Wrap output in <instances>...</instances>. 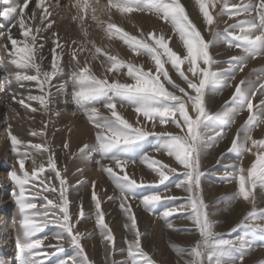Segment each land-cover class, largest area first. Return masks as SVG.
Returning <instances> with one entry per match:
<instances>
[{
    "label": "snow or ice",
    "instance_id": "obj_1",
    "mask_svg": "<svg viewBox=\"0 0 264 264\" xmlns=\"http://www.w3.org/2000/svg\"><path fill=\"white\" fill-rule=\"evenodd\" d=\"M29 3L30 0H0V4L4 5L0 17L14 20L21 37L15 38L11 28L6 33H0L10 42V47L9 43L0 45L6 54L0 58V70L4 72L0 78V91L11 93V99L32 114L40 111L58 117L59 110L53 107L54 98L66 96L69 85L72 86V99L95 130V142L84 144L72 156L88 161L94 158V154H99L101 161L111 162L106 165L97 161L118 190V196H107V200L120 201L119 208L127 221L123 227L133 235L132 239L125 238L126 247H117L114 232L105 221L97 181H91L95 225L110 264H157L142 245L145 234L138 227L137 216L129 201L136 198L137 189L164 184L178 172V168L145 153L141 162L158 176V180L146 183L130 175L127 170L132 162L129 153L150 137L162 141L154 151L166 153L179 166L184 179L176 187L188 194L185 204L166 208L159 214L160 218L169 229L176 230L170 218L179 213L199 233V239L191 247L171 245L180 261L183 264H245V256L251 251L256 234L264 239V208H258L256 203V190L259 189L264 195V136L256 138L253 135L257 128L264 125V68L252 69L251 74L256 75L255 82L245 77L236 83L230 99L217 113L208 111L205 97L209 92L231 86L224 77V71L214 67L221 63L211 51L216 45L224 44L240 50L241 55L231 56L226 61L234 72H244L250 60L258 57L264 59V0H195L211 39H206L204 32L190 18L182 0H143V3L141 0H107L104 9L92 6L90 0H75V3L69 0L75 9L71 19L81 25L85 38L88 33L83 25L88 18L103 30L109 40L116 38L122 41L133 55L148 58L151 66L146 68L144 64L121 59L97 46L94 41L85 44L73 40L71 43L76 47L70 52L67 71L63 59L68 54V44L52 31L56 23L50 19L53 12L45 0H35V9L29 15L26 11ZM59 6L60 0H57L56 7ZM36 9L40 10L39 24L33 27L30 22L37 19ZM98 11L106 15L109 21L114 12L121 16L150 13L171 26L183 51L169 46L173 35L155 29L146 34L141 31L139 35H133L116 23L100 19ZM222 16L234 22H225L226 26L221 32L219 18ZM48 32H51L52 47L46 53ZM80 54H90L92 61L103 57L100 66L104 68V73L96 74L88 59L81 61ZM48 55L51 58L50 68L46 70L43 64ZM9 65L14 66V71H9ZM124 69L126 80L130 82H122L118 78ZM170 70L186 87L176 83ZM62 76L67 78L54 83ZM232 79L235 80V76ZM31 82L35 83L40 94L33 95L29 90L25 97L12 91L13 83L24 88L26 83ZM258 93L261 98L254 103ZM31 102H37L39 108L33 107ZM118 103L121 107L124 104L133 107L135 123L121 114ZM97 104H102L108 114L102 113ZM245 111L247 118L237 128L227 149L228 152L237 153L240 159L230 165L232 171H225L223 179L237 183L232 200L247 202L250 210L230 229L232 233L243 229V234L235 239H227L223 233L216 231L218 222L212 219L213 214L209 211L211 205L205 202L202 194L201 181L205 173L202 171L201 155L208 146L223 139L224 128L234 125L236 117ZM50 124L51 120L42 121V127L29 130L30 137L40 138L43 143H34L33 139L25 141L13 132L11 123L7 125V139L11 151L16 155V164L8 176L14 185L12 196L19 216L15 237L20 253L19 264H44L42 257L47 255L42 251L44 239L37 238V234L49 225L59 229L55 234L57 243L49 247L62 253L67 239V246L75 250V255L61 260L60 264H95L82 243L85 239H91L92 234L77 229V224L90 216L86 214L82 201L77 213L70 211L69 193L73 185L68 181L67 168L58 167L55 152L47 143ZM158 125H173L177 131L157 132L155 129ZM62 147L68 150L69 142L66 140ZM45 154L46 163H38L36 157ZM248 154L254 158L250 166L245 167L243 157ZM29 161L31 171L26 168ZM77 173L82 174V169H77ZM76 183L81 185L86 181L77 180ZM50 196L56 199H50ZM170 199L176 197L151 192L143 195L140 202L146 211L155 214L157 206L163 200ZM117 254L124 258L116 260ZM0 264L4 262L0 261ZM258 264H264V260L258 261Z\"/></svg>",
    "mask_w": 264,
    "mask_h": 264
},
{
    "label": "rangeland",
    "instance_id": "obj_2",
    "mask_svg": "<svg viewBox=\"0 0 264 264\" xmlns=\"http://www.w3.org/2000/svg\"><path fill=\"white\" fill-rule=\"evenodd\" d=\"M66 1L68 2V0ZM141 2L143 3V0H141ZM182 2L185 4L186 9L189 12L190 18H192L202 32H204L205 38L211 39L202 23V17L199 14L195 0H182ZM231 2H238V0H231ZM56 3L57 0H45V4L48 5L53 12V16L50 17V19L54 17L53 19L56 21L53 28L61 25V16H64L63 14L66 12L65 9H67L63 1L61 2L60 0V9L56 7ZM68 4L71 6L69 2ZM2 7H0V10H2ZM34 9L35 8L31 9V7H28L26 11L30 15ZM69 14L72 17V15H75V11L70 12ZM97 16L101 17L98 13ZM102 16L106 15L102 14ZM219 19L221 21L219 25L221 32L226 26L225 22H234L228 20L227 16H222ZM105 21H108V17L105 18ZM108 22L116 23L118 26L123 27L125 31H128L133 35H139L141 31L146 34L153 29L162 31L166 35H173V40L169 42V46L176 51H183V46L179 41L178 36H175L172 33L171 26L165 24L163 21H160L150 13H132L128 16H122L121 18L113 16ZM15 23L16 22L14 20L0 17V29H2L0 30V33H6L7 30L11 28L12 35L17 39H20L19 29L14 26ZM30 23H32L33 27H35L36 24H39L38 13L37 19L35 21H31ZM46 35L49 37L46 48L44 49L47 53L52 47V44L51 33L48 32ZM87 38L90 41H94L97 46L105 48V50H107L110 54L117 55L121 59L144 64L146 68L151 66V61L148 58L133 55L127 46L116 38L109 40L106 36L103 42H99L97 38L92 37L89 34ZM61 41L66 42L69 46V42L65 39H61ZM4 43H9L10 47V42H8L4 36H0V45H3ZM211 51L215 55V58L218 61H221V63L215 65L214 67L218 70L224 71V77L228 81V84L231 85L206 94L205 100L208 111L210 113H217L221 111L224 102L230 99L236 83L245 77L253 82L256 81V75L251 74L252 69L264 68V59L258 57L254 60H250L245 67L244 72H234L229 69V65L226 61L231 56L241 55L242 53L240 50L229 48L224 44H218L213 47ZM66 52L68 54L64 56L63 62L67 71V61L70 57V51L68 48L66 49ZM5 55L3 47L0 46V58L5 57ZM50 59V55H48L47 59L44 61L43 67L46 70L50 68ZM80 59L83 62L86 59L85 54H80ZM102 60L103 57H100L95 61H89L92 65L93 71L98 75H102L104 73V68L100 66ZM106 66L107 65H105V67ZM0 71L3 76V70ZM9 71H14V66L9 65ZM170 75H172L176 83L186 87L174 71L170 70ZM233 76H235V80L232 79ZM66 78V76H62L58 80L54 81V83H59L61 80ZM118 78L122 82H130L126 80V69L122 70ZM29 90H31V94L33 95L40 94L38 89L35 87L34 82L26 83L24 88H20L15 83L12 85L13 92L19 93L25 97L29 94ZM72 90V86L69 85L67 89L68 94L66 96H55V103L53 107L59 110L60 114L58 117L51 114L46 115L40 111L32 114L30 110L24 109L21 105L13 101L11 99V93L7 91H0V261H3L4 264H19L20 257L15 240L16 230L18 227L17 222L19 220L18 209L12 196L14 185L8 176L9 171L13 165L16 164V155L11 151V145L6 135L7 125L9 123L12 124L13 132L23 140L27 141L29 139H33L34 143H43L44 141L40 138L30 137L28 134L29 130L39 129L42 127V121L51 120V124L47 129V143L51 145L52 150L55 152L58 167L67 168L68 181L71 185H73L69 193L71 201L70 211L72 213H77L78 205H80L82 201L86 214H89L90 216L89 219L77 224V229L92 234L91 239H85L82 243L84 244L90 259L94 260L95 264H110V259H106L104 245L101 243V237L99 236L98 228L95 225L94 205L91 201V181H97V192L102 199L105 221L114 232L117 247H126L125 238H133V235L123 227L127 221L119 208L120 201L113 200L109 202L107 200V196H118V190L115 188L113 182L107 177V174L100 169L97 161L106 165L111 162L108 160L101 161L99 154H94V158L88 161L76 159L72 156V153L77 152L84 144H91L95 142V130L89 124L86 117L78 109L76 103L72 99ZM170 90L172 89L170 88ZM53 91L55 90L53 89ZM260 98L261 97L258 93L257 97L254 99V103L258 102ZM31 103L33 104V107L39 108L37 102ZM96 106L100 108L102 113L105 115L108 114L102 104H97ZM117 107L126 119L135 123L136 114L132 106L124 104V106L121 107L118 103ZM71 108L73 111L70 110ZM67 109H69V111ZM246 118V111L240 113L236 117V123L234 125L224 128V138L208 146L201 155L202 171L205 173L201 181L202 194L205 202L211 205L209 211L213 214L212 219L218 222L216 231L223 233L227 239H235L237 235L243 234V229H239L235 233L230 232V229L239 222L248 210H250V205L247 202L243 200H232V196L238 187L237 183L235 181L227 182L223 179L225 171H232L230 165L236 164L240 159L237 153L228 152L227 149L230 147L231 140L235 136L237 128ZM72 119L76 123L86 126V131L75 134L69 127V122ZM217 130H219V128H217ZM155 131L175 132L177 129H175L173 125H158ZM253 135L256 138L264 136V125L257 128ZM66 140L70 145L68 150H65L62 147ZM160 143H162V141L158 138L150 137L140 147L133 149L129 153V159L132 162L129 163L127 170L130 175H133L134 178L138 180L143 179L146 183L158 180V176L141 162V157L145 153L154 156L156 159L163 161L171 167H177L178 172L173 174L164 184H160L155 187L137 189L136 198L131 199L129 202L132 204V209L137 216L138 227L140 231L145 234L142 237V245L145 250L152 255L153 259L157 261V264H177V262L180 261V258L172 250L171 245L176 244L185 248L191 247L199 239V233L193 227L192 223L179 213L170 218V222L174 225L176 230L169 229L165 221L160 218L159 214L166 208L177 207L178 205L185 204L187 202L186 197L188 195L183 191V189L176 187V184L182 181L184 177L180 174L179 166L175 163L173 158L168 157L166 153L154 151ZM36 158L38 163H46V154L43 156H37ZM253 158L254 157L250 154L245 155L243 157L244 166H250ZM26 168L31 171L32 165L30 161L26 162ZM77 169H82V174L77 173ZM45 175H48V173H45ZM77 180L86 181V183L78 185L76 183ZM4 186L5 189L2 188ZM104 190H106V195ZM151 192H158L162 195L176 197V199L163 200L157 206L155 214L149 213L144 209L140 202V198L143 195L150 194ZM256 197L257 207L264 208V195H261L259 189L256 190ZM49 198L56 199L55 196H50ZM5 199L9 202L8 206L4 205ZM57 231H59V229L56 226L49 225L41 233L37 234V238L44 239L42 251L47 253V255L42 257L44 259V264H60L61 260L66 259L70 255H75V250L72 247L67 246V239L64 241L65 251L62 253H57L55 252L54 247H49L50 245H55L57 243L55 240V234ZM260 252H262V255ZM122 258L124 257L121 254H117L115 256L116 260H120ZM185 258L187 259L188 257ZM260 260H264V239H261L260 235L256 234L251 251L245 256V264H258V261ZM180 264H183V261H180Z\"/></svg>",
    "mask_w": 264,
    "mask_h": 264
},
{
    "label": "bare ground",
    "instance_id": "obj_3",
    "mask_svg": "<svg viewBox=\"0 0 264 264\" xmlns=\"http://www.w3.org/2000/svg\"><path fill=\"white\" fill-rule=\"evenodd\" d=\"M62 1L64 2L67 9H65L66 12L63 14L64 16H61V19H60V20H62L61 25H59L58 27L55 26V28H53L54 30L52 29V31L57 32V34L59 35V37L61 39H65L67 42H69L68 50L71 52L72 48L76 47V45H73L71 43L73 40H76L78 42H84L85 44H87V41H90V40L88 38L84 37L81 25L78 22H75L71 19V16L69 13L75 11V9H73L71 6H69V4H68L69 0H68V2L66 0H61V2ZM72 2H73V0H72ZM73 3H75V0ZM90 4L92 6L97 7L98 9H104L107 6V0H90ZM2 6H3V4H0V7H2ZM29 7H31V9L35 8V0H30ZM58 8L60 9V6ZM50 11H51V9H50ZM36 12L39 15V9H36ZM97 13L101 16L99 18L105 21V18H107V16H102V14L99 11ZM113 16H115L116 18L122 17L119 13H115V12L112 14V17ZM53 18H51V19H53ZM108 21H106V22H108ZM83 28L87 30V33L89 35L97 38V40L99 42H103L104 38L106 37L103 30L98 28L96 26V24L93 23L88 18L85 19ZM0 30H2V29H0ZM88 47H90V45H88ZM85 58L88 59L89 61H91L90 54L85 55ZM0 77H2L1 71H0ZM0 105H1V100H0ZM67 110L69 111V109H67ZM70 110H72V108ZM69 127L71 128V130L75 134L86 131V126H83L79 123H76L73 119L69 122ZM2 188L5 189V186ZM4 202H5L4 203L5 206L9 205L8 204L9 202L7 199H5ZM260 254L262 255V252H260Z\"/></svg>",
    "mask_w": 264,
    "mask_h": 264
}]
</instances>
